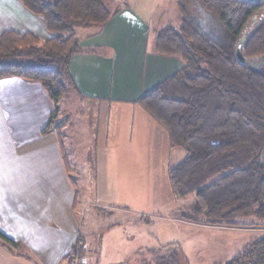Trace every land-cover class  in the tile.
Instances as JSON below:
<instances>
[{"label": "trees", "instance_id": "1", "mask_svg": "<svg viewBox=\"0 0 264 264\" xmlns=\"http://www.w3.org/2000/svg\"><path fill=\"white\" fill-rule=\"evenodd\" d=\"M20 1L44 19L54 36L43 41L32 33L1 32L0 80L19 77L41 84L55 105L42 133L59 131L54 119L59 102L72 85L71 59L81 47L76 29L103 27L114 13L104 0ZM180 8L185 15L182 25L160 30L156 49L178 57L183 66L138 103L165 129L170 146L187 152L169 171V181L177 198L195 196L193 210L203 218L185 220L207 226L256 228L264 220V66L250 67L236 52L247 25L264 11V3L181 0ZM197 8L221 24L223 39H217L195 18ZM242 54L246 59L264 56V17L251 28ZM23 58L43 67L21 64ZM238 215H255L260 221L239 224L234 221ZM0 240L17 245L2 232ZM81 251L82 237H77L67 255L69 264L82 258ZM153 253L156 264H184L182 252ZM227 264H264V235L248 242Z\"/></svg>", "mask_w": 264, "mask_h": 264}, {"label": "crops", "instance_id": "2", "mask_svg": "<svg viewBox=\"0 0 264 264\" xmlns=\"http://www.w3.org/2000/svg\"><path fill=\"white\" fill-rule=\"evenodd\" d=\"M162 3L122 0L105 26L76 30L81 47L70 62L71 89L97 107L103 136L113 138L118 144L113 151L120 155L144 145L143 137L155 133L157 124L165 131L138 101L183 66L178 57L156 49L159 31L172 26L155 24L157 14H165ZM8 30L42 40L54 36L20 0H0V33ZM54 110L41 84L19 77L0 80V232L17 244L0 240V264H69L79 233L78 191L61 131L42 133ZM127 159L122 156V163Z\"/></svg>", "mask_w": 264, "mask_h": 264}, {"label": "rangeland", "instance_id": "3", "mask_svg": "<svg viewBox=\"0 0 264 264\" xmlns=\"http://www.w3.org/2000/svg\"><path fill=\"white\" fill-rule=\"evenodd\" d=\"M180 1L165 0L161 6L165 14L159 12L155 24L161 28L169 24L181 26L185 15ZM246 1L264 3V0ZM121 2L104 0L111 13ZM194 11L195 18L213 36L224 38V28L209 12L203 8ZM263 17L264 11L251 20L241 44ZM237 52L241 60L244 56ZM243 59L250 67L264 66V56ZM20 62L43 67L32 59L23 58ZM59 109L61 113L54 126L60 127L70 176L78 191L75 215L84 264H156L154 251L162 256L182 252L184 264H227L252 238L264 235V220L259 222L255 215H238L234 221L259 222L256 228H232L227 232L206 225L194 226L185 220L203 218L193 210L195 196L177 198L170 185L169 171L183 161L186 152L182 147H171L168 134L158 124L155 133L143 137L144 145L136 144L132 154L120 155L113 151L118 147L113 138L103 136L97 107L81 101L70 88L59 102ZM122 156L128 158L126 164L122 163Z\"/></svg>", "mask_w": 264, "mask_h": 264}, {"label": "built area", "instance_id": "4", "mask_svg": "<svg viewBox=\"0 0 264 264\" xmlns=\"http://www.w3.org/2000/svg\"><path fill=\"white\" fill-rule=\"evenodd\" d=\"M84 260L82 258H78L75 260L74 264H84Z\"/></svg>", "mask_w": 264, "mask_h": 264}, {"label": "water", "instance_id": "5", "mask_svg": "<svg viewBox=\"0 0 264 264\" xmlns=\"http://www.w3.org/2000/svg\"><path fill=\"white\" fill-rule=\"evenodd\" d=\"M238 53L239 54H242L243 53V44H241L240 46H239V48H238ZM243 58L241 57V60H242ZM242 61H244V59L242 60Z\"/></svg>", "mask_w": 264, "mask_h": 264}]
</instances>
